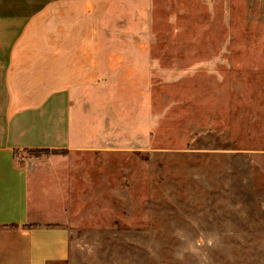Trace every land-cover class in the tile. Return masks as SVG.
Here are the masks:
<instances>
[{
  "label": "rangeland",
  "instance_id": "obj_1",
  "mask_svg": "<svg viewBox=\"0 0 264 264\" xmlns=\"http://www.w3.org/2000/svg\"><path fill=\"white\" fill-rule=\"evenodd\" d=\"M118 1L107 47L152 63L90 89L115 90L114 115L91 109L127 148L17 153L30 176L66 171L69 226L90 223L66 227L70 257L53 264H264V0Z\"/></svg>",
  "mask_w": 264,
  "mask_h": 264
},
{
  "label": "crops",
  "instance_id": "obj_2",
  "mask_svg": "<svg viewBox=\"0 0 264 264\" xmlns=\"http://www.w3.org/2000/svg\"><path fill=\"white\" fill-rule=\"evenodd\" d=\"M117 3L123 1L0 0V264L65 261L71 253L66 227L90 226L88 219L83 226L66 219L71 189L59 175L69 183L68 173L30 176L35 162L20 163L17 153L127 148L121 127L104 110L91 109L108 104L114 115L115 90L104 99L91 97L103 90L90 89H122L123 81L128 87L137 68L152 63L146 49L107 47V39H116L107 24Z\"/></svg>",
  "mask_w": 264,
  "mask_h": 264
},
{
  "label": "trees",
  "instance_id": "obj_3",
  "mask_svg": "<svg viewBox=\"0 0 264 264\" xmlns=\"http://www.w3.org/2000/svg\"><path fill=\"white\" fill-rule=\"evenodd\" d=\"M41 151L45 152L44 154H50V153L56 152L55 149H43ZM53 263L55 262H51L50 264H53Z\"/></svg>",
  "mask_w": 264,
  "mask_h": 264
}]
</instances>
